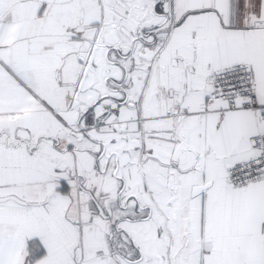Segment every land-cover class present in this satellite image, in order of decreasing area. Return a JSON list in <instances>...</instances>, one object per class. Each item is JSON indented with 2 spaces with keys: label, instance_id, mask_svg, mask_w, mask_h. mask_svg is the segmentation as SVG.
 I'll list each match as a JSON object with an SVG mask.
<instances>
[{
  "label": "snow or ice",
  "instance_id": "obj_1",
  "mask_svg": "<svg viewBox=\"0 0 264 264\" xmlns=\"http://www.w3.org/2000/svg\"><path fill=\"white\" fill-rule=\"evenodd\" d=\"M0 264H264V0H0Z\"/></svg>",
  "mask_w": 264,
  "mask_h": 264
}]
</instances>
